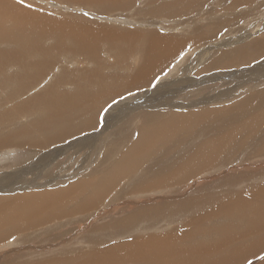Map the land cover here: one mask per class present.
I'll list each match as a JSON object with an SVG mask.
<instances>
[{"label": "bare ground", "instance_id": "bare-ground-1", "mask_svg": "<svg viewBox=\"0 0 264 264\" xmlns=\"http://www.w3.org/2000/svg\"><path fill=\"white\" fill-rule=\"evenodd\" d=\"M63 1L91 4L99 9L102 7L101 10L105 11L117 4L126 6L132 0ZM188 1L196 3L200 0ZM141 2L137 1L140 7L144 4ZM156 2L158 3L157 0ZM239 4L252 8L251 12L244 13L246 16L260 12L261 17H264V11L261 10L264 8V0H235V6ZM160 6L161 4L154 10L157 14L170 13L160 10ZM45 9L26 0H0V40L3 37L12 40L10 45L6 44L8 47L5 46V50H0V77L3 80L0 87L6 84L7 78L15 81L14 94L17 96L25 95L30 88H38L41 82L36 84L31 80L49 75L48 69L53 65L58 66L60 57L40 59L51 56L56 48L69 49L73 44L84 48L85 52H81L82 54L99 53L103 40L106 45L119 47L124 54L133 48L135 52L137 48V52L143 53L140 68L136 70L134 79L129 81L127 89L118 90L120 94L125 90L130 92L133 88L148 85L156 77L157 71H163L183 52L187 43L178 35L159 36L155 32L145 35L125 34L121 33L120 28V33H117V29L111 30L114 26L109 28L111 25L97 26L76 20H67L68 25L62 28L66 18ZM94 11L96 12L95 8ZM58 34L66 37L72 44L62 43L56 37ZM251 35L254 33L247 35L244 30L240 33L239 40L234 42L238 43ZM120 46L128 48L122 49ZM243 46L230 53L223 52L219 60L210 65V69L245 65L252 58L260 57L264 53V35ZM93 49L95 51H90ZM39 60H43L40 66L34 67ZM11 66L13 69H9ZM91 72V77L84 82H88L89 86L84 87L83 91L63 94L65 91L57 90L58 95H73L70 98L73 100L54 99L47 103L54 111L50 108L42 110L46 115L35 126L47 129L44 138L36 135H32L29 140L23 136L19 138L18 129L11 135L1 136L0 147L6 149L8 143L19 138L17 147H27L29 152L36 154L72 134H80L82 130L90 128L96 121V112L99 111L100 115L111 97L109 89L99 88L100 85H109L104 82L106 75ZM96 75L98 77L94 82ZM51 78L57 80L55 76ZM112 80L111 83L114 81ZM236 80L234 92L223 97L214 96L215 100L213 97L205 99L203 103L216 102L221 105L215 111L209 108L196 110L191 106L179 108L184 107L182 103H186L182 100H178L181 103H176L178 101L175 100H172L174 103L167 102L176 105V108L168 107L163 110L161 108L164 104L157 102L162 94L157 97L150 95L143 102L151 105V108L141 109L140 113L146 122L136 129L137 136L131 141V149L125 154L124 150L114 164L108 159L106 161L103 153L97 154L100 156L97 157L98 160L100 158L106 161L107 166L90 171L89 175L84 173L83 177L64 185L62 189L54 187L0 197V254L4 256L0 258V264H245L247 261H251V264H264V257L258 262L254 260L257 255L264 253V182L252 183L255 178L264 177V68L250 70ZM204 81L207 82L206 79ZM247 87L253 89L251 94L245 92ZM101 91H105L106 96ZM238 96L242 98L238 100ZM81 102L88 103L84 106L86 111L80 106ZM139 103L117 108L130 114V109L139 107ZM26 104L22 102L19 108L26 107ZM15 111L14 107L12 112ZM112 114L111 117H119L117 114L120 113ZM42 116L38 114L35 118ZM51 117L59 118L54 123V128L46 119ZM67 117L76 119L72 120L68 129L61 126V132L57 136H46L54 131L57 124L66 122ZM125 129L130 134L128 125ZM124 133L111 136L118 141L125 138ZM177 134L182 137L180 141L174 136ZM127 141L123 139L120 143ZM176 141L187 147L177 148ZM189 145L191 148L187 149ZM163 159L168 162L160 163ZM40 160L38 165L42 164L43 158ZM258 162L263 164L256 167ZM210 170L215 173L210 175ZM23 171L28 173L30 170L24 168ZM205 172L207 174L203 176ZM24 175L21 172L10 174L9 184L0 185V190L6 187L12 188L11 190L25 189L27 184L36 183H24L21 181ZM44 178L46 182L48 176ZM194 183L200 184L198 189L191 188ZM238 183H242V186L249 184L251 189L240 191L236 187ZM159 188H164L160 191L162 194H153L159 193L156 191ZM223 188L230 189L231 192H225L222 197L219 190ZM113 192L122 194L111 195ZM197 193L202 196H197ZM109 197L112 198L109 214L87 218ZM173 200L176 202H172ZM185 213H192L191 218L180 227L177 216L180 219ZM58 221H68L65 225L72 224L71 232H76L66 236L64 233L58 234L61 233L58 229L60 227L56 228ZM39 226L43 227V233L47 235H38L36 229ZM52 228L58 229V235L51 234ZM158 230L165 232H154ZM74 239L84 241L86 247H70L67 242Z\"/></svg>", "mask_w": 264, "mask_h": 264}, {"label": "rangeland", "instance_id": "rangeland-1", "mask_svg": "<svg viewBox=\"0 0 264 264\" xmlns=\"http://www.w3.org/2000/svg\"><path fill=\"white\" fill-rule=\"evenodd\" d=\"M26 1L38 4L43 9L46 8L47 11L49 10L52 13H55L56 15L64 17L63 19L66 18L65 24L61 25L62 28L63 26L68 25L67 20H76V22H86L89 24L92 23L96 24L97 26L102 25L108 27L111 25L109 28L114 26V29L111 28V30L115 31L116 29L118 30L120 28L119 30H121V33L125 34L137 33L140 35H145L148 32H155L157 34L159 33V36L178 35L181 39L186 40L187 43L183 47V52L178 55L172 61V63H169V66H166L163 71H161L160 73H157L159 72L157 71L156 77L152 79L148 83V85L143 88H133L130 92L125 90L124 92H121L119 94L118 90L122 88L127 89V86H129L130 84L129 81L134 79L136 70H139V64L142 62V52H137V48L134 52L133 48L128 53L124 54L119 47L114 48L110 44L106 45L105 40H103L101 42V52H89L86 55L81 53L85 52L83 51L84 48L82 46H75L72 44V42L68 41L66 37H62V35L60 34L56 35V37L62 43L68 45L72 44V46L69 49L67 47L56 48V51H53L52 54H50L51 56L40 58L53 59L55 57H60L58 66L53 65L48 69L47 72L50 73L49 75H45L41 78L31 80L36 82V84L41 82L38 88H30V90L25 95L17 96V94H14L16 89L15 81L10 80L8 78L6 80V84H3L0 87V137L3 135H11L19 129V131L17 132V137L19 138L23 136L26 137L27 140H29L32 135L44 138V132L47 129L38 128L37 126H35L36 122H38V120H42L46 115L45 112H43L42 110L44 108H50L51 110H53L52 106L48 105L47 103L54 99L59 98L73 100L70 99L74 97L73 95L69 94L68 96H65L63 94H67L73 91H83L84 87L89 86V84H87L88 82H84L88 80L93 74L91 71H97L98 74H100L101 76L102 74L106 75L107 79L104 78V82H107L109 85H100L99 88L109 89L108 92H110L111 96H109L110 101L107 105H105L100 115L99 111L96 112V121L95 123H92L90 128L82 130L80 134L79 132H77L76 134L68 136L63 141L56 143L53 146L47 147L44 152L40 151L36 154H33L28 151L27 147H17L19 138L8 143L6 145V149L0 147V185L9 184V175L13 173L17 174L19 172L25 174L24 176H22L21 180L24 183L26 181L36 182L34 184H27L28 186L26 185L25 189L11 190L12 188L10 187L1 188L2 190H0V197H7L10 194L14 196V193H16V195L17 193H19L18 195H21V193L25 194L34 190L41 191L42 189L44 190L54 187L62 189L64 185L74 182L75 180L83 177L84 173L89 175L90 171L101 169L102 167H105V165L107 166V159L114 164V161H116L120 157V154H123L124 150H126L124 152L125 154L128 149H131V141L133 142V137L137 136L136 129L139 126L143 125L144 122H146L145 117L140 113L142 112L141 109L144 110L151 108V105L146 104V106L143 102V100L148 98L150 95H152V97H157L162 94V98L160 100H156L157 102L164 104L161 108L163 110L167 109L168 107L176 108V105H170L167 104V102L170 103L172 100H182L186 103H182L181 105H184V107L182 106L179 108H186L188 106H191V108L196 110H204L209 108L215 111V109L220 108L221 105L216 102L203 103L205 102V99H208L210 97H213L214 99V96L223 97L224 95L229 94L231 91L234 92L237 87L236 78L238 76L256 68H264V66H262L264 65L263 53L260 57L257 56L256 59L254 57L251 59L252 61H247V64L245 65L228 68L210 69V65L219 60L223 52L230 53L245 44L252 43L255 38L262 37L264 35V17H261L262 14H260L259 12L256 15L251 13L246 16L244 13L251 12L252 8L242 4L235 6V0H200L196 3H190L188 0H182L181 2H179L178 0H169L170 2L168 0H157L159 4L156 2V0H142V2L144 1V4H141L142 7H140V4L137 3L138 0H136V3L135 0L134 3L132 0L131 2L126 4V6L117 4L116 6L111 8V10L105 11L101 10L102 7L99 9L98 6L96 7L95 5L81 4L78 2H69L63 0ZM129 4L131 6H129ZM160 4V10H165V12L170 13H166L165 15L157 14L154 10ZM129 7L132 10H128ZM146 7H148V9ZM94 8L96 9V12L94 11ZM181 8L182 11L180 10ZM113 9L116 11H114ZM127 10L131 13L127 12ZM261 10L264 11V8ZM113 11L115 12V14L113 13ZM134 11L136 15L134 14ZM137 12L141 13V15ZM194 13H196V15H193ZM170 14L172 15L170 16ZM258 20L260 22L259 26ZM119 30L117 33H120ZM244 30L247 31V35H250L251 33H254V35L248 36L238 43L234 42L236 40H239L238 37L240 33ZM65 31L67 33H70V31ZM125 37L130 38L131 36ZM47 42H49V40ZM0 43V50H5V46L10 45L12 43V40L8 37H3L1 38ZM128 43H130V41ZM120 47H122V49H125L127 46ZM90 51L95 50L93 49ZM97 56L99 57L98 59ZM94 57H96L95 61L93 60ZM42 61L43 60H39L37 66L34 67L38 68ZM259 65L262 67H260ZM9 69H13V67L11 66L9 67ZM214 73L216 75H214ZM52 76H55L57 80L51 78ZM123 76L126 78L124 79ZM97 77V75L94 76V82ZM207 77L208 79H211V81H209ZM195 79L200 80L195 81ZM204 79L207 80L206 83ZM111 80L113 81L112 83ZM1 81L3 80L0 77V82ZM94 86H97V84L94 83ZM57 90H63L65 91V93H63L62 95H58ZM115 90H117L116 93ZM252 91L253 89L250 87L245 88V92L248 94H251ZM101 92L105 93V91ZM153 93H155V95H153ZM103 95L106 96V93ZM240 98H242V96H238L237 99L239 100ZM80 99L81 97L78 98V100ZM175 101L172 102L174 103ZM22 102L27 103L26 107L19 108ZM138 102H140L138 104L139 107L135 106L134 108H131L130 114H127L126 112L123 113V111L119 110L120 108H117ZM176 103H181V101H178ZM63 104L67 106L66 102H63ZM79 104L86 111L84 106L88 105V103L81 102ZM14 107L16 111L12 112V109ZM117 112L120 113L117 114L119 117H111L113 115L112 113ZM136 112H139V114H136ZM38 114H41L43 116L36 119L35 116ZM109 114H111L110 117ZM17 115H19L21 118ZM106 115L108 117H106ZM117 115L114 114V116ZM46 119L53 125L54 128V123L59 118L51 117ZM67 119L68 120L66 122L57 124L54 131L48 133L46 136H57L61 132V126H64L68 129L72 122L76 120L74 118L68 117ZM126 125L129 126L130 134L127 133V129H125ZM131 132L133 134H131ZM113 133L115 135L124 133L125 138H121L118 141L113 140V136H111L114 135ZM174 136L176 140L179 139L180 141L182 139V137L178 134ZM127 137L129 139H126ZM123 139L128 141L122 144L120 142ZM177 143L178 141L175 142V144ZM177 146L183 149L187 147L186 145L180 143H178L176 147ZM189 148H191L190 145L187 149ZM102 153L106 155V161H102V159L100 160V158L98 160L97 157L100 156H98L97 154ZM90 156L91 158H89ZM42 158V164L38 165L41 161L40 159ZM89 161L91 162V165ZM44 162L46 163L43 164ZM162 162H168V160L163 159L160 163ZM29 164H31L32 166H27ZM259 164L262 165L263 163L258 162L256 164V167L260 166ZM24 168H29L30 171L28 173H25L23 171ZM214 170L216 171V169ZM214 170H210L209 174L211 175L212 173H215ZM206 174L207 172L202 175L204 176ZM46 176H48V179L46 180L47 183L44 182V177ZM254 180L252 181V183L264 182V177L255 178ZM199 186V183H194L191 188L198 189ZM124 187L125 185H123V188ZM236 187H238L240 191H247L251 189L249 184L242 186V183H238ZM191 188L186 189L190 190ZM162 190H164V188H159L156 190L159 193L153 194L160 195V191ZM219 192V194H222L223 197L225 195V192H231V190L223 188L220 189ZM115 194L121 196L122 193L113 192L111 195ZM197 196H202V194L197 193ZM111 200L112 198L109 197L103 204L98 206L93 213L89 214L87 218H92L93 216L104 217L105 215L109 214V211L112 209ZM172 202H176V200H173ZM130 206L132 205H127V207ZM138 206H140V204ZM169 213H172V211H170ZM191 214H182L180 218L181 220L177 216L178 220L180 221L178 226L183 227L191 218ZM183 215L187 216L184 217ZM113 220L115 221V219ZM67 222L68 221H58L56 228L60 227L58 229L59 231H61V233H58V229L52 228L51 234L56 236L58 234L64 233V236H66L68 233H71L73 235V233H75L76 231L71 232V227L73 225H65L67 224ZM99 222L100 220L97 221V223ZM36 230L38 232V235H47L43 233L42 226H39ZM46 232L50 233L48 231ZM142 232L143 231L141 230V233ZM154 232H156L157 234H161L165 231L158 230ZM15 239L18 240V238ZM41 242L44 243L46 241H40V243ZM67 244L70 247H86L84 241L80 239H74L70 242H67ZM3 257L4 256L0 254V258ZM263 257L264 253L257 255L254 260L255 262H258L259 260H261V258L263 259ZM245 264H251V261H247Z\"/></svg>", "mask_w": 264, "mask_h": 264}, {"label": "snow or ice", "instance_id": "snow-or-ice-1", "mask_svg": "<svg viewBox=\"0 0 264 264\" xmlns=\"http://www.w3.org/2000/svg\"><path fill=\"white\" fill-rule=\"evenodd\" d=\"M21 2H23V0H21Z\"/></svg>", "mask_w": 264, "mask_h": 264}]
</instances>
